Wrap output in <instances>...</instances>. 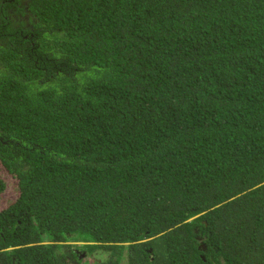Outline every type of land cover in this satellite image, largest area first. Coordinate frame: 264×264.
Segmentation results:
<instances>
[{"label":"trees","instance_id":"trees-1","mask_svg":"<svg viewBox=\"0 0 264 264\" xmlns=\"http://www.w3.org/2000/svg\"><path fill=\"white\" fill-rule=\"evenodd\" d=\"M0 2V264H264V0Z\"/></svg>","mask_w":264,"mask_h":264},{"label":"rangeland","instance_id":"rangeland-1","mask_svg":"<svg viewBox=\"0 0 264 264\" xmlns=\"http://www.w3.org/2000/svg\"><path fill=\"white\" fill-rule=\"evenodd\" d=\"M1 166H0V172H1ZM10 185H11V187H10V191H14V189H15V185H16V181H14V180H10ZM15 196V194H13V197ZM88 264H92V259L91 258H88L87 259V261H86ZM121 264H128L126 261L125 262H123V263H121Z\"/></svg>","mask_w":264,"mask_h":264},{"label":"flooded vegetation","instance_id":"flooded-vegetation-1","mask_svg":"<svg viewBox=\"0 0 264 264\" xmlns=\"http://www.w3.org/2000/svg\"><path fill=\"white\" fill-rule=\"evenodd\" d=\"M4 8H5V3L0 2V17L2 15V13L5 11ZM14 11H15L14 9L10 10V12L12 13L13 16H15Z\"/></svg>","mask_w":264,"mask_h":264},{"label":"bare ground","instance_id":"bare-ground-1","mask_svg":"<svg viewBox=\"0 0 264 264\" xmlns=\"http://www.w3.org/2000/svg\"><path fill=\"white\" fill-rule=\"evenodd\" d=\"M0 1H3V0H0ZM77 245H80V243H77ZM78 252V254H81V252L80 251H77ZM83 254V253H82ZM83 256V255H82Z\"/></svg>","mask_w":264,"mask_h":264},{"label":"water","instance_id":"water-1","mask_svg":"<svg viewBox=\"0 0 264 264\" xmlns=\"http://www.w3.org/2000/svg\"><path fill=\"white\" fill-rule=\"evenodd\" d=\"M203 249L205 250L206 249V247L205 246H203ZM150 252V254H151V251H149Z\"/></svg>","mask_w":264,"mask_h":264}]
</instances>
